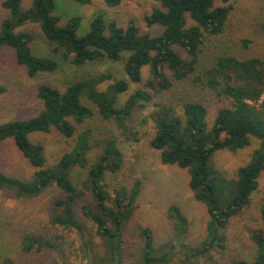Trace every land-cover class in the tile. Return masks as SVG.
<instances>
[{
    "label": "trees",
    "instance_id": "obj_1",
    "mask_svg": "<svg viewBox=\"0 0 264 264\" xmlns=\"http://www.w3.org/2000/svg\"><path fill=\"white\" fill-rule=\"evenodd\" d=\"M71 1L90 4V0ZM150 1L155 6L143 20L147 27H159L155 36L142 33L132 20L121 26L102 13L95 14L88 30L79 35L80 17L62 21L54 13L55 0H31L26 9L22 0H2L1 8L8 16L0 24V47L14 51L16 63L28 78L56 72L61 60L77 68L122 62L125 77L89 76L64 89L42 83L36 88L39 108L33 116L0 123V142L12 141L33 169L25 179L0 171V189L25 200L53 193L45 207L51 227L23 235L22 254L48 253L60 259L66 240L54 231L61 229L79 238L83 264H169L176 255L171 252L175 247L182 251L184 262L197 261L213 250L224 249L229 221L249 206L258 189L264 171V58L206 52L211 41L224 32L232 0ZM102 2L112 9L121 0ZM28 23L38 26L50 56L34 54L35 36L19 30ZM261 31L264 34V24ZM144 68H148L145 88L136 89L121 103L129 83L141 82ZM180 84L205 90L221 103L212 117L207 102L196 98L179 104H154L148 117L154 130L149 146L159 152L162 165L188 174V189L208 215L206 237L192 246L188 242L190 221L180 208L171 205L166 218L172 226L174 247L168 251L155 248L151 229L139 228V253L127 263L125 236L137 209L140 185L109 188L107 177L115 178L123 166L118 143L110 136L95 139L81 128L93 108L104 123H114L126 140L134 141L136 137L127 134L125 122L150 106L156 96ZM5 91L0 84V96ZM51 133L68 141L69 148L48 165L45 144L32 141V137ZM253 139L259 146L248 162L237 168L233 179L213 168L210 160L216 152L244 149ZM93 144L98 153L90 159ZM85 196L88 201L80 203ZM259 218L262 229L250 234L253 259L232 264H264V199ZM85 223L92 226L98 243L89 238Z\"/></svg>",
    "mask_w": 264,
    "mask_h": 264
},
{
    "label": "rangeland",
    "instance_id": "obj_2",
    "mask_svg": "<svg viewBox=\"0 0 264 264\" xmlns=\"http://www.w3.org/2000/svg\"><path fill=\"white\" fill-rule=\"evenodd\" d=\"M1 2L2 0H0V24L3 18L8 16V12L1 8ZM30 3L31 0H22L21 5L26 9ZM230 4L232 10L224 32L211 41V46L209 44L206 50L207 54L228 53L240 59L264 58V34L261 31V25L264 24V0H232ZM154 6L155 4L150 0H121V3L112 9L106 7L102 0H90L88 5H80L71 0H55L54 13L60 16L62 21L75 16L80 17L79 35L88 30L90 20L95 14L102 13L108 19H116L121 26H125L129 20H132L142 33L155 36L160 32L159 27H147L143 20ZM19 30H27L35 36L33 45L35 55L50 56L48 46L37 25L28 23ZM244 41H247L246 45ZM101 74H111L119 79L125 78L122 62H104L77 68L61 60L56 72L41 74L30 79L26 76L24 68L16 63L14 51L6 46L0 47V84L6 88L5 93L0 96V123L33 116L39 108L35 96L36 88L42 83L64 89L77 80ZM147 78L148 68H144L141 82L129 83V89L121 96L120 102H124L136 89H144ZM107 83L100 86V90H103ZM189 98L206 101L211 117L221 103L205 90L194 88L190 84H180L167 93L156 96L150 106L136 111L131 119L125 122L127 134H133L136 137L134 141L126 140L114 123H104L93 108H91V118L81 128L90 131L95 139L110 136L118 143L123 154V166L115 178L107 177L106 182L109 188L128 189L135 182L140 185L137 209L125 236L128 247L124 255L127 263L139 253L141 245L136 235L139 228L151 229L155 248L168 251L174 247L175 243L171 240L172 226L166 218V211L171 205L180 208L190 221L188 242L192 246H198L206 237L208 215L205 206L195 201L188 189V174L176 167L162 165L159 152L149 146L154 130L148 117L155 110L154 104H179ZM32 141H41L45 144L48 165H52L69 148V142L55 133L34 135ZM258 146L259 143L253 139L244 149L235 152H216L211 157V165L218 173L231 180L237 168L248 162ZM97 153L98 149L93 144L90 159H93ZM0 171L25 179L31 175L33 169L17 151L12 141L7 140L0 142ZM52 194L48 191L36 200H25L16 198L8 190L0 189V264H6L5 261H9L10 264L84 263L81 242L77 235L61 229L54 231L63 235L66 240L63 245L65 253L60 259L48 253L22 254L20 252V241L23 235L51 227L45 207ZM263 199L264 171L259 178L258 189L251 196L249 206L229 221L224 231L226 244L223 250L216 249L209 252L207 257L184 262L182 251L175 247L171 252L176 255L169 264H232L240 259L252 260L254 245L250 234L262 229L259 209ZM87 201L88 196H85L80 203ZM85 225L91 241L98 243L94 239L92 226L89 223Z\"/></svg>",
    "mask_w": 264,
    "mask_h": 264
}]
</instances>
